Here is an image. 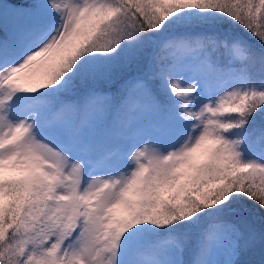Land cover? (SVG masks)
<instances>
[{
	"label": "snow or ice",
	"instance_id": "obj_1",
	"mask_svg": "<svg viewBox=\"0 0 264 264\" xmlns=\"http://www.w3.org/2000/svg\"><path fill=\"white\" fill-rule=\"evenodd\" d=\"M0 264H264V0H0Z\"/></svg>",
	"mask_w": 264,
	"mask_h": 264
}]
</instances>
